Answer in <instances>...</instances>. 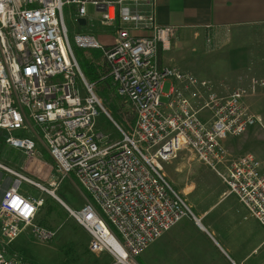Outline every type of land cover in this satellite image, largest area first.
Returning a JSON list of instances; mask_svg holds the SVG:
<instances>
[{"label":"built area","instance_id":"built-area-1","mask_svg":"<svg viewBox=\"0 0 264 264\" xmlns=\"http://www.w3.org/2000/svg\"><path fill=\"white\" fill-rule=\"evenodd\" d=\"M88 5L114 29L111 44L90 33L75 34L71 44L64 8L73 6L75 22L86 25ZM175 35L158 24L155 0H0V142L46 170L33 177L0 163V264H28L6 249L23 228L37 242L55 235L34 224L43 200L22 195L23 184L60 201L58 186L72 179L85 201L78 210L65 206L69 216L88 234L89 251L116 264L134 262L184 219L199 225L162 172L182 152L214 172L264 231V157L231 161L225 147L263 129L244 100L264 82L217 96L209 81L160 64ZM212 39L207 35L206 44ZM73 50L100 54V62L92 60L100 79L131 110L129 129L115 124L116 140L97 129L100 112L110 116Z\"/></svg>","mask_w":264,"mask_h":264},{"label":"rangeland","instance_id":"rangeland-1","mask_svg":"<svg viewBox=\"0 0 264 264\" xmlns=\"http://www.w3.org/2000/svg\"><path fill=\"white\" fill-rule=\"evenodd\" d=\"M86 10L88 14V23L84 26H80L75 22V8L73 6H66L64 8V21L71 44L73 36L77 33H90L102 44H111L115 38L114 29L105 26L93 6L88 5ZM215 40L216 39L213 38V45H207L205 43L203 52L196 56H192L191 52H189V54L188 52L181 51L173 53L178 62L181 61L183 65L188 66V68H174L178 69V71L189 73L200 80L209 81L213 90L219 97H227L239 88H247L253 80L264 82V77L259 74L257 76V72L245 71L246 73H242L243 70L231 71L228 69L229 50L231 47H241V40L235 42L229 40L225 42V44L220 45H217ZM73 51L79 63L82 60L87 62H93L92 60L95 62L101 61L99 53H95L98 54L96 55L98 56V61H96L93 51H84L83 53L77 50ZM170 51H172V48ZM167 67L171 68L170 66ZM245 75H248V77ZM262 88L264 89V86L256 88L254 94ZM163 91L164 93L168 91V83L164 85ZM81 93L84 94L83 91H81ZM251 93H249L247 97H249ZM247 97L245 99H247ZM101 101L110 118L100 112L96 120L97 129L113 140H116L119 134L115 128V124L124 128V123L121 116L115 115L114 110L110 109L109 104H111V102L115 103L120 114L123 115L125 120L129 123L133 122V116L130 113L131 110L121 102L123 101L122 98L110 90L104 93ZM249 110L252 112L250 108ZM257 127L260 128L259 126ZM257 131L256 135H253V138L245 134V137L243 136L245 141L241 140V137L235 138L238 139V141L233 142V145L230 146L232 150L228 151L229 155H227L231 161L245 154L253 155L257 158L264 157V124L263 129L260 128ZM238 154L240 156H238ZM43 159L44 163L48 165L47 168L51 175H54V172L50 168L52 164L46 154H43ZM0 163L12 169H20L24 174H28V176H31L32 167H34L30 162L24 160L20 154L6 149L1 142ZM162 172L170 186L186 201L195 217H197L199 213L197 209H195V206L203 211H208L211 198L214 197L215 191L221 192L224 188V185L222 186L220 183L221 181H219V178L214 172L208 167L200 164L189 152H182L168 163L162 164ZM40 175L44 177L43 173L38 174V176ZM31 179L34 180V178ZM41 184L44 185V183ZM55 193V196L60 199V201L64 202V205L60 201H57L55 197L41 193L26 184L21 185L22 195H28L32 198H41L43 200V205L38 209L35 215L34 224L48 229L55 235L49 242H37L30 236L29 228L25 227L21 234L6 248L7 252L17 258L23 259L28 264H116L115 260L106 253L93 254L89 251L88 234L69 216L66 207L78 210L80 204H83L85 201L77 184L72 179L67 178L61 182ZM223 195L225 197L228 196L225 188ZM188 220L192 221L195 225V221L192 218ZM249 223L250 244L254 246L257 244L256 242L260 240V232L252 229H258L252 221H249ZM211 236L213 237V235ZM148 249L135 259L134 262L130 260L126 261L127 264H145V256ZM214 253L216 254V251H214ZM209 254L212 257L215 256L213 251ZM213 259L212 264H216V260ZM246 264H264V248L255 256L251 257Z\"/></svg>","mask_w":264,"mask_h":264},{"label":"crops","instance_id":"crops-1","mask_svg":"<svg viewBox=\"0 0 264 264\" xmlns=\"http://www.w3.org/2000/svg\"><path fill=\"white\" fill-rule=\"evenodd\" d=\"M155 1L158 24L176 30L170 48L161 52L162 65L188 68L180 60L178 62L173 53L181 51L191 52L192 56L199 55L205 47L206 36L211 34L217 40V45L229 40H241V47H231L229 50V70H243L242 73L253 71L257 72V76L264 77V0ZM244 103L264 124V89L255 94L252 92ZM259 129L253 128L247 135L253 138ZM244 137L241 140L245 141ZM234 141L238 139H229L225 143L228 151L232 150L230 146ZM32 168L33 177H41L38 174L46 171L43 165ZM3 177L0 172V179ZM224 188L221 192L215 191L208 211L195 206L199 212L196 217L200 220L199 225L195 223V226L192 221L184 219L150 245L145 264H212L213 258L216 264H246L260 252L264 248L263 229L248 217L234 197L223 195ZM249 221L258 227L252 229L260 232V240L255 241L257 244L254 246L250 244ZM211 251L215 256L209 254Z\"/></svg>","mask_w":264,"mask_h":264},{"label":"trees","instance_id":"trees-1","mask_svg":"<svg viewBox=\"0 0 264 264\" xmlns=\"http://www.w3.org/2000/svg\"><path fill=\"white\" fill-rule=\"evenodd\" d=\"M82 52V51H79ZM83 53V52H82ZM97 52H94V59L96 61H98V54H95ZM80 69L85 77V79L94 84V90L96 95L102 99V97L104 96L105 92H108L107 86H108V80H101L100 78V73H99V69L97 66L93 65V62H87L85 60H82L79 63ZM110 109H113L115 112V115L117 116H121L122 121L124 123V128L125 129H129L130 125L132 124L129 123L127 120H125V117L123 115L120 114L119 109L117 108V106L115 105V103L111 102V104H109ZM117 113V114H116Z\"/></svg>","mask_w":264,"mask_h":264},{"label":"water","instance_id":"water-1","mask_svg":"<svg viewBox=\"0 0 264 264\" xmlns=\"http://www.w3.org/2000/svg\"><path fill=\"white\" fill-rule=\"evenodd\" d=\"M78 23H79L80 26H84L85 25V20L79 19Z\"/></svg>","mask_w":264,"mask_h":264}]
</instances>
